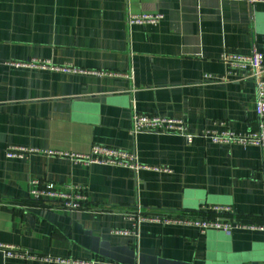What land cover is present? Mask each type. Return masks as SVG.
Wrapping results in <instances>:
<instances>
[{
  "label": "crops",
  "instance_id": "0c3cea01",
  "mask_svg": "<svg viewBox=\"0 0 264 264\" xmlns=\"http://www.w3.org/2000/svg\"><path fill=\"white\" fill-rule=\"evenodd\" d=\"M144 13L162 19L128 23ZM253 48L264 64V0H0V244L74 264H264L263 231L129 217L264 220V144L196 135L256 127L254 82L221 60ZM30 59L111 73L10 64ZM133 111L179 118L195 136L131 133ZM92 144L132 152L142 167L5 156L9 146L87 152ZM33 178L84 185L87 204L66 211L36 200ZM0 264L66 263L0 249Z\"/></svg>",
  "mask_w": 264,
  "mask_h": 264
},
{
  "label": "built area",
  "instance_id": "2783aa9c",
  "mask_svg": "<svg viewBox=\"0 0 264 264\" xmlns=\"http://www.w3.org/2000/svg\"><path fill=\"white\" fill-rule=\"evenodd\" d=\"M162 19L160 13L130 14L128 16L129 24H156ZM221 60L228 67L229 71L235 70L243 73V78H250L254 82V111L257 117V125L254 129H249L244 133H236L231 130L203 129L198 134L213 143L220 144H239L243 146H263L264 144V64L262 54L253 48L248 54L224 53ZM13 66H24L30 68L61 70L63 72L73 73H111L102 70H87L76 68L70 65L56 66L50 60L30 59L23 62H11ZM230 73V72H228ZM245 73V74H244ZM142 131L178 134L190 142L195 136L188 133L186 126L179 118L163 117L153 114H141L133 111L131 115L130 132L137 133ZM31 153H43L67 158L81 166H90L92 164H110L122 167H128L138 170L142 166L138 163L134 153L106 146L102 144H92L87 152H66L56 150H40L34 148L9 146L5 150V156L8 158H23ZM29 195L36 200H50L58 208L66 211L78 210L87 204L86 186L81 184H56L48 181H41L37 178L30 180ZM213 211L229 212V208L211 207ZM139 220L150 219L161 222H172L177 224L192 225L200 232L208 228H215L230 234L233 230H259L264 232V220L262 222H250L233 217H215V218H192L189 216L160 219L157 215L143 216L141 214L131 213L129 216ZM264 218V213H263ZM127 233V232H125ZM0 249L7 257H16L24 260H38L41 262H60L74 264L79 261L67 259L60 256L48 254L30 253L20 248L5 244H0Z\"/></svg>",
  "mask_w": 264,
  "mask_h": 264
}]
</instances>
